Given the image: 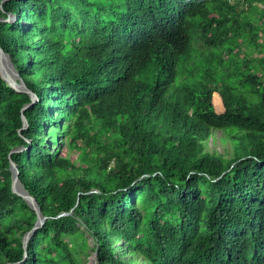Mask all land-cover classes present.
<instances>
[{"label": "trees", "instance_id": "1", "mask_svg": "<svg viewBox=\"0 0 264 264\" xmlns=\"http://www.w3.org/2000/svg\"><path fill=\"white\" fill-rule=\"evenodd\" d=\"M0 49V264H264V0H0Z\"/></svg>", "mask_w": 264, "mask_h": 264}, {"label": "water", "instance_id": "2", "mask_svg": "<svg viewBox=\"0 0 264 264\" xmlns=\"http://www.w3.org/2000/svg\"><path fill=\"white\" fill-rule=\"evenodd\" d=\"M5 21L8 22V19H5ZM2 56H5L6 58L9 59V56L4 54L3 51L0 49V72L5 77L8 85L13 90H15L18 93H20V92L28 93L29 96H30V99H31V104H33V102H34L33 98H35V97L32 95V93H30L26 89L24 83H21V85H18L16 82L11 80L10 77L8 76V74L5 72V70H4L3 66H2V62H1ZM27 107H28V105L25 106L24 109L27 108ZM22 119H23V127L25 128L26 127V120L24 119V117ZM22 150L23 149H20V150L15 149L11 153L22 151ZM10 171H11V174H12V182H11V191H12V193L17 195V196H19V197H21L28 204V206L36 213V221H35L34 227L32 228V230L30 232H28L25 235V237L23 239V246H24V249H25L26 244H27L28 240L30 239V237L32 236L33 232L42 226V224L46 220V217L42 216L36 201L29 195V193L20 184V182L18 180L17 168L12 162H10ZM17 184L20 186L19 190H18V188L16 186ZM72 212H73V209H71V211L68 212V213H62V214L58 215V217L65 216V215H72ZM94 257H96V253H94Z\"/></svg>", "mask_w": 264, "mask_h": 264}, {"label": "rangeland", "instance_id": "3", "mask_svg": "<svg viewBox=\"0 0 264 264\" xmlns=\"http://www.w3.org/2000/svg\"><path fill=\"white\" fill-rule=\"evenodd\" d=\"M9 19H10V22L13 21L12 16H9ZM1 62H2V66L5 70V72L8 74L10 79L13 80L14 82H16L18 85H21V83H23V82L21 81L20 77L17 75L11 61L8 58H6L5 56H2ZM33 99L35 102L36 98H33ZM215 137H216V139L213 142H212V139L208 140L206 150L216 151L219 153H225V151L230 149V145L228 143H223L220 140H218V133ZM229 156H230L229 154H225V157H229ZM16 186L18 187V189L20 188V186L18 184ZM89 245L93 246L91 238L89 239ZM87 261H88L87 264H95V257L93 255V253H91V251L89 252V257H88Z\"/></svg>", "mask_w": 264, "mask_h": 264}, {"label": "bare ground", "instance_id": "4", "mask_svg": "<svg viewBox=\"0 0 264 264\" xmlns=\"http://www.w3.org/2000/svg\"><path fill=\"white\" fill-rule=\"evenodd\" d=\"M18 188V187H17ZM19 190V189H18Z\"/></svg>", "mask_w": 264, "mask_h": 264}]
</instances>
